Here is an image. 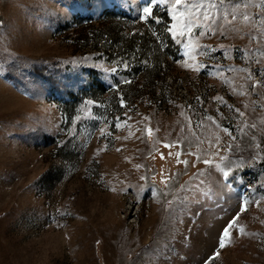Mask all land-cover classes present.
<instances>
[{
	"label": "rangeland",
	"instance_id": "obj_1",
	"mask_svg": "<svg viewBox=\"0 0 264 264\" xmlns=\"http://www.w3.org/2000/svg\"><path fill=\"white\" fill-rule=\"evenodd\" d=\"M145 6L182 41L156 93L74 23ZM91 71L119 89L67 131ZM0 264H264V0H0Z\"/></svg>",
	"mask_w": 264,
	"mask_h": 264
},
{
	"label": "trees",
	"instance_id": "obj_2",
	"mask_svg": "<svg viewBox=\"0 0 264 264\" xmlns=\"http://www.w3.org/2000/svg\"><path fill=\"white\" fill-rule=\"evenodd\" d=\"M78 21L75 18L74 23L79 24L76 37L81 47L89 52L101 53L108 62L129 64L137 77L142 79L139 91L149 89L150 93H156L157 84L166 78L180 59L182 41L170 33L172 20L166 7H155L143 19H137L119 8H112L104 10L96 20L89 17V24L85 26ZM130 85V81L120 85L121 100L127 98L125 89L128 90ZM118 89L107 88L98 74L91 71L77 95L67 91V95L58 100V109L67 131L74 124L76 108L83 109L82 106L95 100L97 92L105 98H111ZM140 95L143 94H137ZM116 113L112 111L111 116ZM229 182L234 185V180L230 179Z\"/></svg>",
	"mask_w": 264,
	"mask_h": 264
},
{
	"label": "snow or ice",
	"instance_id": "obj_3",
	"mask_svg": "<svg viewBox=\"0 0 264 264\" xmlns=\"http://www.w3.org/2000/svg\"><path fill=\"white\" fill-rule=\"evenodd\" d=\"M180 3H181V0H175V5H179ZM143 13H144L145 17H147L148 15H150V14H151V7H150V6H145V7L143 8ZM246 18H247V17H246ZM149 131H150V130H149ZM206 163H208V162L206 161ZM225 176H227V173H225ZM234 223H235V221L231 222V223H230V224L224 229V233H223V236H224V237H227V236L230 235L228 229L231 228V227H232V224H234ZM224 246H225V244H224V239L222 238L221 241H220V247L223 248ZM217 255H218V253H217ZM210 259H211V258H210Z\"/></svg>",
	"mask_w": 264,
	"mask_h": 264
}]
</instances>
